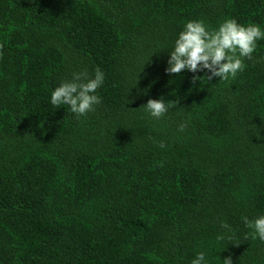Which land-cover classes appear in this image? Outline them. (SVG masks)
I'll return each mask as SVG.
<instances>
[{"label":"trees","instance_id":"obj_1","mask_svg":"<svg viewBox=\"0 0 264 264\" xmlns=\"http://www.w3.org/2000/svg\"><path fill=\"white\" fill-rule=\"evenodd\" d=\"M230 18L264 30V0H0V264H264V39L234 80L165 72L187 22ZM97 68L94 111L51 104Z\"/></svg>","mask_w":264,"mask_h":264},{"label":"clouds","instance_id":"obj_2","mask_svg":"<svg viewBox=\"0 0 264 264\" xmlns=\"http://www.w3.org/2000/svg\"><path fill=\"white\" fill-rule=\"evenodd\" d=\"M264 39V30L259 25L250 23L241 25L236 19L230 18L222 22L217 29L209 31L205 23L201 21H189L179 33L174 43L173 50L169 53L166 74L176 75L189 71L192 73L207 70L210 75L207 80L220 78V82L234 80L239 72L246 68L244 61L252 60L257 48V41ZM0 45V56H2ZM201 77H193L195 83ZM104 82V73L97 68L94 78H90L87 72L73 73L70 81L62 82L51 92V104L54 107L67 106L70 113L77 118L86 116L94 111V106L101 103V98L96 95L97 90ZM170 107H177L176 102H165L149 99L142 106L144 112L153 119H161ZM185 124L179 126V131H184ZM164 147L163 144L160 145ZM246 228L251 231L246 238L259 240L264 243V215L249 220L242 217ZM224 229H230L226 222L221 223ZM224 236H217V241H222ZM190 264H207L205 253L199 252L190 261ZM222 264H233L231 256L225 258Z\"/></svg>","mask_w":264,"mask_h":264}]
</instances>
